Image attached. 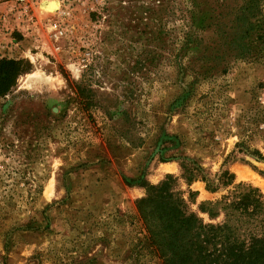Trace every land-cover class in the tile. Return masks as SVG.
I'll use <instances>...</instances> for the list:
<instances>
[{
  "label": "rangeland",
  "instance_id": "rangeland-1",
  "mask_svg": "<svg viewBox=\"0 0 264 264\" xmlns=\"http://www.w3.org/2000/svg\"><path fill=\"white\" fill-rule=\"evenodd\" d=\"M43 1L0 0V60L19 69L0 97V264H161L136 212L140 184L172 176L203 223L222 217L199 205L231 189L188 186L186 158L264 202V25L252 57L224 73L179 69L202 55L181 48L187 29L214 42L212 24L229 33L243 0H54L52 15ZM123 113L136 146L116 134Z\"/></svg>",
  "mask_w": 264,
  "mask_h": 264
},
{
  "label": "trees",
  "instance_id": "trees-1",
  "mask_svg": "<svg viewBox=\"0 0 264 264\" xmlns=\"http://www.w3.org/2000/svg\"><path fill=\"white\" fill-rule=\"evenodd\" d=\"M260 5L257 0H243L234 11L230 32L221 29L220 22L215 28V41L203 43L197 33L189 28L182 37L181 48H200L198 58L187 57L179 63L182 74L194 72L195 65L209 69H220L224 73L230 63L251 58L254 49L253 34L261 31L264 25ZM192 20L193 11H188ZM189 24V21H188ZM198 32V31H197ZM199 64V65H200ZM18 64L13 60H0V97L6 95L18 76ZM83 112L89 113L90 94L85 87L75 88ZM116 128V134L136 146L135 138L124 124ZM88 118L91 115L88 114ZM254 155L264 160L258 152ZM182 179L190 186L201 181L208 193L215 194L227 190L218 200L204 202L198 210L206 214L210 221L220 216L219 223H203L197 215L187 210L181 194L174 191L175 178L166 176L157 185L142 182L145 196L135 202L136 212L141 220L149 246L156 253L161 264H264V202L259 190L248 184L233 185L234 177L228 171L208 179L196 162L184 159L180 163ZM195 192H188L191 201Z\"/></svg>",
  "mask_w": 264,
  "mask_h": 264
},
{
  "label": "bare ground",
  "instance_id": "bare-ground-1",
  "mask_svg": "<svg viewBox=\"0 0 264 264\" xmlns=\"http://www.w3.org/2000/svg\"><path fill=\"white\" fill-rule=\"evenodd\" d=\"M59 9V4L54 0L43 1L40 5V12L46 15H52Z\"/></svg>",
  "mask_w": 264,
  "mask_h": 264
}]
</instances>
